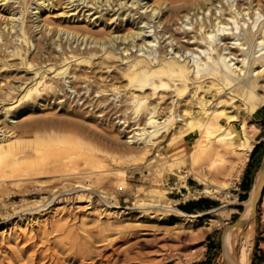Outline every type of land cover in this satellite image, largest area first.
Wrapping results in <instances>:
<instances>
[{
	"label": "bare ground",
	"instance_id": "obj_1",
	"mask_svg": "<svg viewBox=\"0 0 264 264\" xmlns=\"http://www.w3.org/2000/svg\"><path fill=\"white\" fill-rule=\"evenodd\" d=\"M78 1L86 3L85 6H89L88 10L93 9V13L98 14L93 19H90L89 14L82 16L89 24L98 22V25L106 28L114 27V30L125 24L133 29L121 35L96 37L85 29L80 31L66 26H54L53 20L48 18L45 21L48 32L51 33L49 32L46 37L47 32L44 28V36L35 38L34 23L28 24L27 19L28 16H32L29 15L32 12L29 10L32 3H35L32 8L36 9L34 15L40 18L47 12H52L57 4L65 5L67 10H63L62 13L67 14L71 10L70 7L74 6L72 9L79 7ZM141 1L0 0V158L2 159L0 163L2 168L7 169L5 173L1 172L2 168L0 169V183L3 184L7 179L26 180L25 184H33H31L33 191L43 193L52 190L51 196L49 195L50 197L48 196L49 198L42 204L47 205L46 207L62 199L63 190L58 189V184H62L63 188L66 184L70 186L72 184L70 191L68 187L66 188L69 196L65 199L73 200L74 192L88 189L91 195L80 194L78 201H85L84 198L88 197L90 204L93 191L88 182V179L92 180L89 175L94 171L101 172L105 167L107 169L108 165L106 166L99 152H94L96 147L93 144L96 142L92 144L87 138L86 122L107 121V116L103 117L104 110H99L105 100L98 101V99L108 91L113 92L114 95L120 93L121 86L117 83L119 80H125L124 91L128 96L123 101H126L127 105L123 104L111 109L109 107L105 115L113 109V114L119 111L127 113V109L131 110L130 116H119L118 119L120 125L124 126L123 129L133 127L123 131L130 139L128 142L139 141L142 144L141 152L145 155L150 151L157 153V148L164 139L172 147L176 141H187L185 136L196 135L193 141L187 143H189L188 155L194 163L189 167L190 172L195 179L204 184L202 188H198V192L213 197L227 195L229 184L239 176L259 131L258 126L253 124L250 126L254 129L246 128L243 115L250 116L259 106H264V92H261L260 84V79L264 77V51H262L264 24L260 26L258 17L254 16L256 14L260 16V10L264 11V0ZM16 2L19 5L14 6ZM125 6L128 8L124 9ZM132 6H135L134 14L138 13L136 18L133 14V16L129 15ZM119 9L122 10L117 12ZM18 12L20 16L16 18L15 14ZM26 13L28 16H25ZM250 13L253 17H247ZM153 17L156 18L155 21L153 20L154 30L152 34H147L150 30L145 23L144 26L140 23L145 20L147 24L153 22L151 19ZM193 17L195 23L187 21L189 18L192 20ZM246 19H250V22L248 23ZM161 24V30L157 31ZM60 31L67 36L82 34L83 37L74 47L71 46L72 42L69 43L71 48L68 49L66 42H62L63 35H59ZM165 33L169 34L170 42H165L161 46L165 39L161 43L160 39ZM78 40L79 37L75 39L77 43ZM229 40H232L231 45ZM83 42L84 47L81 46ZM155 43L158 44L157 48ZM33 45L39 51H31ZM143 46H146V49ZM237 51L240 53L235 54ZM235 59L236 62H231ZM92 65L110 71L104 79H98L99 83L104 82V85L91 89L90 94L96 92L98 98L91 102L84 100L82 104L87 106L82 109L67 101L51 103L52 98H58V92L62 90L61 79L65 80L71 75L74 84L79 80L86 82L92 74H87L84 67L90 68ZM13 71H16L14 75L18 71L31 72L32 75L11 76ZM88 89L89 87L86 91ZM83 96L84 94L80 98ZM238 100L243 101L244 107L241 103L243 110L233 105ZM165 102L167 105H164ZM48 104L58 108L65 117L41 115L42 117L19 119L21 116L41 111L43 109L41 107ZM231 105L241 113L239 114L238 111L229 113L226 109ZM90 106L92 108L88 109ZM95 109L99 111L96 116L92 115ZM111 124L115 125L113 122ZM237 125L240 127L238 128ZM132 131L133 133L130 134ZM123 132L117 131L119 134ZM167 132L171 133L169 138L166 136ZM73 154L78 159L75 157L72 159ZM227 156L233 157L228 159ZM113 157L112 159H115ZM179 159L180 157L174 158L172 161L175 162L165 165L163 169L183 177L179 169L180 163L177 162ZM195 160L202 162L199 167L194 166ZM151 161L153 160L149 162ZM153 165L157 167V164ZM96 184H99V181H96ZM107 185L111 186L110 183ZM182 187L186 189V193H189L190 190L185 183ZM260 188L261 179L258 177L248 197L238 202L243 207L239 219L246 222L229 225L223 231L222 248L225 235L230 232V240L222 250V255H225L224 264L251 263L250 253L255 234L253 203L258 197ZM32 189L25 187L23 190H18L23 195L22 200L35 195ZM99 194L106 205H113L107 200L108 193L104 189ZM261 201V206H264V195ZM221 207H214L198 214L178 209L172 215L175 220L192 222L193 219L210 215L211 211ZM41 208L42 206L27 208V214L37 213ZM21 212L16 211L12 217L20 216ZM238 244L240 248L237 251ZM80 247L87 246H77V243L71 240L65 248L72 252L80 250Z\"/></svg>",
	"mask_w": 264,
	"mask_h": 264
},
{
	"label": "rangeland",
	"instance_id": "obj_2",
	"mask_svg": "<svg viewBox=\"0 0 264 264\" xmlns=\"http://www.w3.org/2000/svg\"><path fill=\"white\" fill-rule=\"evenodd\" d=\"M144 1L145 0H142L141 2ZM78 2L80 3L79 7L76 9H72L74 6L70 7L71 10L67 14L62 13L63 10H67V7L63 4H57L52 12H47L40 18L34 15L36 9L32 7L35 3H32L29 8V10L32 11L29 15L32 16L29 17L27 13L25 16H28V24L31 25L34 23L33 33L36 34L35 38L44 36V28L47 32L45 36L51 33V31H49L50 33L48 32L46 26L47 22L45 20L48 18L53 20L54 26H66L76 28L80 31L87 30L88 33L96 37L110 34L121 35L133 29V27H129L125 24H122L115 30L113 29L114 27L106 28L98 25V22L89 24L87 20H83L82 16L89 14L91 16L90 19H93L98 14L93 13V9L88 10L89 6H85L86 3H81V1ZM17 5H19L18 2L14 4V6ZM117 8L118 6H116L115 9ZM125 8H128V6H125L124 9ZM148 9L149 8H147V10ZM121 10L122 9H119L117 12ZM131 10L129 15H134L136 18L138 13L134 14L135 6H132ZM71 15L72 17H70ZM74 15L75 18L73 19ZM15 16L17 18L20 16V13L18 12ZM113 16L114 15H112V17ZM249 16L253 17V14L250 13L247 17ZM254 16L258 17L257 21L260 26L264 24V11L260 10V16L257 14ZM153 18H151L152 21H155L156 18ZM30 20L33 22L31 23ZM145 21L140 23V25L144 26L145 23V26L150 30L147 34H152L154 30V21L148 24ZM187 21L195 23V17H193L192 20L189 18ZM246 21L249 23L250 19H246ZM178 22H180V20ZM258 23L256 25H258ZM114 24L112 26H114ZM176 25L178 26V24ZM161 27L162 24L156 30L160 31ZM174 27L175 26H173V28ZM61 34L63 35L62 42H66V47L68 49L71 48L69 43L72 42L71 46L74 47L76 44L80 43L83 37L81 36L82 34L80 36L71 34L67 36L66 33L60 31L59 35ZM72 36L75 37L72 38ZM78 37L79 40L77 43L75 39ZM163 39H165V41L161 43ZM88 40L90 41V38H88ZM117 42H119V39ZM165 42H170L168 33H165L160 39L161 46L164 45ZM231 42L232 40H229L230 45ZM81 46H85L84 42ZM81 46L80 48H82ZM157 46L158 44L155 43L156 48ZM143 47L145 48L146 46ZM148 48L149 47H147V49ZM61 49L62 47L59 48V50ZM134 49L135 48H133V50ZM31 51L37 52L39 49L33 45ZM128 52H130V50ZM238 53L240 52H235V54ZM230 57H232V54ZM239 57L241 58V56ZM231 62H236V59L231 60ZM84 68L87 74H92L93 76H89V80L86 82H81L80 80L77 82L75 81V84L71 75H68L65 80L64 78L61 79L60 84L63 85L62 90H59V94L57 95L58 98H52L53 100H51V103L54 102L56 104L57 102L67 101L71 105H76L80 107L79 109H82L87 106V104H82L84 100H90L91 102L99 97L96 92L90 94L91 89L104 85L105 83H99L98 79H104L110 71L99 69L97 65L96 67L92 65L90 68L86 66ZM15 72L16 71H13L11 76L24 77L32 75L31 72L24 71H18L14 75ZM110 74H112V72ZM95 80H98V82ZM124 83L125 80H119L117 83V85L121 86L120 89L122 91L120 93L114 95L113 92L108 91L98 99V101L105 100V103L101 104L99 110H104L103 117L107 116V121L100 122L97 120L96 123L98 122V125H96L95 122H86L88 131L86 130L87 134H85L92 144L96 142V144H93V146L96 147L94 152H99L98 154L105 160L106 166L108 165L107 169H105V167L101 172L94 171L95 173L92 172L89 175L95 183L93 184L92 180L88 179L89 184H91L90 188H92L91 190L93 191L90 204L88 197L84 198L85 201H78L80 194H84L85 196L91 195L88 189H83L77 193L74 192L75 196L73 200L65 199L69 196V191L73 187L72 184L70 186L65 183L66 186H64V188L62 184H58V189L61 188L60 190H63L62 199H60L58 203L46 207L47 205L42 204L51 196L53 193L52 190H49V192L47 190V192L45 191L43 193L37 192V190L33 191V187H31L33 184H25L27 182L26 180L7 179L3 184L0 183V264H59V262L60 264H202L209 259L211 260L210 264H224L225 255H222V250L230 240V232L225 235L223 248L220 240L221 234L226 227L232 225L239 219L243 210V207L242 209L237 208L239 206V196L241 195L239 186L241 172L239 176L229 184V192L227 195L222 194V196L213 197L212 195L198 192V188H202L204 184L195 179L190 172L189 167L192 166L193 162L188 155L189 143L187 142L193 141L196 135L185 136L187 141H176L172 147L164 139L159 148H157V153L156 151L154 153L150 151L143 155L141 152L142 144L139 143V141L135 143H132V141L128 142L130 139L125 132H123L125 130L123 129L124 126L120 125V121H118L119 116H130L131 113L129 114V112L131 110L127 109L128 112L127 110L125 111L128 114L123 111L113 114V109V111L105 115L106 111L112 107H119L123 104L127 105L126 101H123L128 96V93L124 91ZM260 84L261 92H264V77L260 79ZM87 87H89L88 91H86ZM82 94H84V96L80 98ZM106 95L108 96L106 97ZM92 97L93 99H91ZM166 103L167 102H165L164 105H167ZM241 103L244 107V103L241 100L235 101L233 105H236L237 108L240 109L242 107ZM233 105H231L232 107L229 106L226 110H229V113L238 111L240 114V110L243 107L238 110L236 107L233 108ZM41 108H43L41 111L21 116L19 119L22 117L28 119L37 116L44 117V115L45 117L54 116L55 118L65 117L58 108H53L52 104L45 105ZM91 108L92 106L88 109ZM255 112L264 114V106H259L250 116L245 117L243 115L244 118H242L246 120H243L244 125L250 130L254 129L250 124L258 126L259 131L255 137L256 139L257 137L264 138V122L260 123L254 120L253 116ZM98 113L99 111L95 109V113L92 115L96 116ZM108 117L111 118L110 121H108ZM112 122L115 124L114 126L111 124ZM237 127L239 128L240 126L237 125ZM131 128L133 127H126V130ZM118 130H122L123 133H117ZM172 131L174 132V130ZM172 131L171 133H173ZM132 133L133 131L130 134ZM171 133L167 132L166 136L169 138ZM97 145H99V147ZM182 147L183 149H181ZM98 149L100 151H98ZM101 152H104V154ZM96 156L97 154L94 155V157ZM175 156L178 158L180 157L177 162L180 163L179 169L183 177L176 176L163 169L165 165L175 162L172 161L176 158ZM74 157L78 159L75 155L72 159H74ZM112 157L116 160L112 159ZM232 157L233 156H227L228 159H232ZM71 158L68 159L70 160ZM1 160L0 158V161ZM150 160L153 161L149 162ZM194 162L195 167H199L202 163L200 160H195ZM153 164H157V167ZM1 168L2 164L0 169ZM1 172L5 173L7 169L2 168ZM258 177L261 179L259 171L256 178L253 179L251 186H253ZM95 180L99 181V184H96ZM109 183L111 186L107 185ZM183 183L188 186L190 190L189 193H186V189L182 187ZM25 187L32 189L35 195L26 200H22L23 195L21 192H18V190H23ZM102 189L108 193L107 200L113 205H106L104 201L100 199L99 193H101ZM198 197H205L218 203V206L222 207L218 210L211 211L210 215L197 217L193 219L192 222L175 220L172 214L180 209L179 207L187 200L196 199ZM261 203L262 201L259 200L256 214L253 212L255 219V234L250 258L255 260V264H264V238H262L264 236H260L261 233L264 234V206H261ZM41 206V210L37 213L28 212L29 214H27V208ZM18 210L19 212L22 211L21 215L12 217ZM99 233L100 235H98ZM211 236L214 237L217 247L214 251L207 254L206 246L208 240H211ZM71 240L75 241L77 246H87V249L85 247H80V250L69 252V249L65 247L69 245ZM239 248L240 244L237 246V251ZM208 255L211 256L208 257Z\"/></svg>",
	"mask_w": 264,
	"mask_h": 264
},
{
	"label": "crops",
	"instance_id": "obj_3",
	"mask_svg": "<svg viewBox=\"0 0 264 264\" xmlns=\"http://www.w3.org/2000/svg\"><path fill=\"white\" fill-rule=\"evenodd\" d=\"M253 117H254V120L256 122H260V123L264 122V114H261L260 112H255ZM261 141H264V138L257 137V139H256V137H255V142H254L253 148H254V146L258 145ZM253 148L248 155V159H247L246 163L244 164V166L241 169V180L239 181V186L243 180H245L246 182L250 181V183L252 185L253 179L256 178V175H257L258 171L260 170V167L262 164V157H264V146L258 145L254 152H253ZM240 189H241V186H240ZM240 192H241V194L243 193L242 189ZM202 198H205V197H198L196 199H190V200H187L186 202H184L183 204H186L187 202L191 201L192 203L189 204V207L193 208V210L195 211L194 213H199V212H202L205 210H209V209H212V208L217 207L219 205L218 203L211 201L209 199H207L206 202H204V201L202 202L201 201ZM204 205H209V206L210 205H217V206H211L209 208H200V207H203ZM260 236H264V234L261 233ZM221 237H222V234H221ZM221 237H220V240H221ZM262 238H264V237H262ZM221 244H222V241H221ZM216 247H217V245H215L214 237L211 236V240H208V244L206 246L207 254L211 251H214L216 249ZM209 256H211V255H208V257ZM210 261L211 260L209 259L206 262H203L202 264H210ZM250 264H255V260L251 259Z\"/></svg>",
	"mask_w": 264,
	"mask_h": 264
},
{
	"label": "trees",
	"instance_id": "obj_4",
	"mask_svg": "<svg viewBox=\"0 0 264 264\" xmlns=\"http://www.w3.org/2000/svg\"><path fill=\"white\" fill-rule=\"evenodd\" d=\"M258 145L264 146V141H261ZM258 145L254 146L253 152L256 150V148H257ZM240 186H241V189H242V192L243 193L239 196V199L240 200H244V199H246L248 197L247 194L249 193V191L251 189V183H250V181H247L246 182L245 180H243L241 182ZM201 201L202 202L203 201L206 202L207 201V198H202ZM191 203L192 202L189 201L186 204L181 205L179 208L182 209V210H184L185 212L194 213L195 211L193 210V208L189 207V204H191ZM211 206H217V205H210V206L209 205H204L203 207H200V208H209ZM237 208L242 209V207L240 205Z\"/></svg>",
	"mask_w": 264,
	"mask_h": 264
},
{
	"label": "water",
	"instance_id": "obj_5",
	"mask_svg": "<svg viewBox=\"0 0 264 264\" xmlns=\"http://www.w3.org/2000/svg\"><path fill=\"white\" fill-rule=\"evenodd\" d=\"M260 171H261V188H260V191H259L257 199L253 203V211L255 213H256V210H257L258 202H259V200H261L262 195H264V157H262V164H261V167H260ZM245 222H246L245 220L238 219L233 224L234 225H239V224H244ZM222 237H223V232H222ZM222 237H221V241H222Z\"/></svg>",
	"mask_w": 264,
	"mask_h": 264
}]
</instances>
